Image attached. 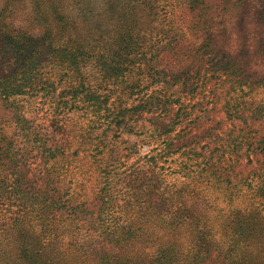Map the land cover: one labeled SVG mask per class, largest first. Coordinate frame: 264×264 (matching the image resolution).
Listing matches in <instances>:
<instances>
[{"label": "trees", "instance_id": "trees-1", "mask_svg": "<svg viewBox=\"0 0 264 264\" xmlns=\"http://www.w3.org/2000/svg\"><path fill=\"white\" fill-rule=\"evenodd\" d=\"M172 1L105 0L112 16L103 27L97 0H84L78 16L90 37L66 34L74 19L57 15L52 37L47 26L42 38L20 32L13 40L18 57L0 73V97L12 105L20 97L12 107L13 135L23 144L0 132V264H264V135L255 139L243 129L240 138L231 133L227 145H217L200 117L195 123L181 94L191 69L161 64L179 44ZM221 60L214 72H235L233 59ZM23 98L50 99L54 112L87 118L78 127L84 161L78 150L64 154L67 143L49 145L20 105ZM241 116L245 123L264 118V98ZM139 144L146 146L142 154ZM250 156L259 168L243 179L249 206L215 205L205 187L225 183L232 200L240 191L230 179L233 164ZM93 181L91 195L76 191ZM220 232L231 247L210 253Z\"/></svg>", "mask_w": 264, "mask_h": 264}, {"label": "rangeland", "instance_id": "rangeland-1", "mask_svg": "<svg viewBox=\"0 0 264 264\" xmlns=\"http://www.w3.org/2000/svg\"><path fill=\"white\" fill-rule=\"evenodd\" d=\"M83 1L0 0V28H2L0 39H5L7 43V46H4L6 50H3L0 43V73L8 72L9 63L15 65L18 57L16 49L20 46L19 42L13 41L17 39V35L23 32L42 38V35L47 33L44 31L48 26L51 32L46 35L52 37L58 32L59 26L54 22L57 15L67 20L74 19L71 27H66L69 30L66 34L73 33L84 38L90 37L91 34L86 33L89 31L88 25L78 16V9ZM115 1L121 3L126 0ZM189 1H172L170 17L173 19L174 27L180 33V38L177 51L168 50L163 54L162 67L168 71H176V68L191 69L193 78L190 81L186 80L185 89L183 85H178V88L184 89L181 94L185 103L190 105L193 117L196 119L195 123L200 117L201 122L198 124L211 129L208 141L217 142V145L219 143L227 145L231 139L230 134L234 133L235 137L240 138L243 129H250L251 136L254 135L255 139H258L259 136L264 135V118L258 120L248 118L245 123L241 115L242 112L247 114L258 100L264 98V87L262 86L264 0H196V5L192 9ZM96 5L103 20V27L108 26L106 20L112 15L105 0H97ZM159 11L161 12L160 9ZM4 34L7 35L6 38H3ZM196 48L200 49L199 57L195 55ZM227 56L234 60L235 72L231 73L228 69L214 72L213 63L222 61L221 58L226 59ZM194 87L198 88L194 89ZM16 98L15 103L20 97L16 96ZM19 102H21L20 105H24L27 116L33 121V126L49 138V145L55 142L63 145L67 143L70 149L65 150L64 154L68 155L78 150L76 151L78 152L77 160H85L83 149L87 145L80 136L78 127L84 126L88 122L87 118L74 111L56 110L54 112L50 99L44 101V99L37 98L27 101L23 98ZM42 102H45L44 105L40 104ZM15 103L12 105L10 99L4 100L0 97V132L9 137L13 136L19 148L23 144V139L13 135L15 126L12 107ZM246 106L249 109L248 112ZM204 112L208 115H204ZM197 130V133L201 134L204 129L199 126ZM97 133L99 131H96L94 136ZM112 135L113 131H110L108 137ZM122 137L125 139L130 137L131 141L136 139L126 133H123ZM138 147L140 154L146 150V146L141 144ZM246 148L247 145H243L239 152L244 154ZM33 158L34 156L30 158L31 167L36 170L38 166ZM250 158L251 162L246 157H242L238 163L233 164L230 179L232 183H238L237 188L240 191L232 197V200L228 194H224L225 183H221V187H214L211 184L208 187L201 185L206 188L203 192L215 201V205L226 208L249 206V194H246L248 187L243 179L247 176L252 178L253 172L259 168V162L255 156H250ZM38 161H40L39 158ZM76 178L78 181H83L85 176L78 175ZM94 184V181L87 182L84 189L77 187L76 191L81 190V193L91 195V188L95 187ZM195 201L200 203L201 198ZM215 240L217 246L210 253H220L218 248H223L225 252L231 247L232 240L221 232L216 233ZM250 247L259 250V245Z\"/></svg>", "mask_w": 264, "mask_h": 264}]
</instances>
